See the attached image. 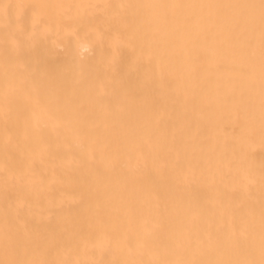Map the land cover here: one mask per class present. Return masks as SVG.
I'll use <instances>...</instances> for the list:
<instances>
[{
	"label": "bare ground",
	"instance_id": "1",
	"mask_svg": "<svg viewBox=\"0 0 264 264\" xmlns=\"http://www.w3.org/2000/svg\"><path fill=\"white\" fill-rule=\"evenodd\" d=\"M0 264H264V0H0Z\"/></svg>",
	"mask_w": 264,
	"mask_h": 264
}]
</instances>
